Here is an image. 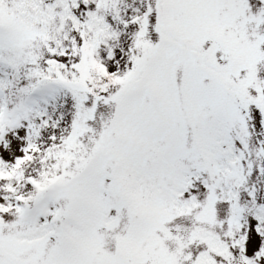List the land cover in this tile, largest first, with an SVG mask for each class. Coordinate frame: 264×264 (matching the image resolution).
<instances>
[{
    "label": "snow or ice",
    "instance_id": "obj_1",
    "mask_svg": "<svg viewBox=\"0 0 264 264\" xmlns=\"http://www.w3.org/2000/svg\"><path fill=\"white\" fill-rule=\"evenodd\" d=\"M0 264H264V0H0Z\"/></svg>",
    "mask_w": 264,
    "mask_h": 264
}]
</instances>
